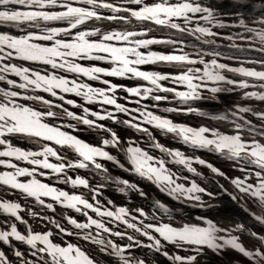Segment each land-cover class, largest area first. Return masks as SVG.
Returning <instances> with one entry per match:
<instances>
[{"label": "snow or ice", "instance_id": "6c2138e0", "mask_svg": "<svg viewBox=\"0 0 264 264\" xmlns=\"http://www.w3.org/2000/svg\"><path fill=\"white\" fill-rule=\"evenodd\" d=\"M230 7L222 11L214 0H0V168L5 169L0 171V264H158L157 256L167 264H210L209 253L223 259L229 251L237 254L234 264H264V227L254 231L245 222L204 214L196 216L199 223L163 222V216L177 218L174 209L207 211L212 201L227 196L264 226V0H231ZM134 21L143 27H112ZM162 29L168 31L149 36ZM219 41L248 55L222 53ZM152 45L166 50L141 51ZM143 65L156 69L142 70ZM237 93L219 114L194 106ZM248 101L260 105L242 103ZM161 102L173 106L161 108ZM158 112L195 114L224 127H192ZM153 129L188 151L162 143ZM78 133H94L97 142ZM112 150L123 154L127 165ZM197 152L215 155L236 174ZM102 161L179 204L170 208L154 199L162 216L116 205L104 197L110 185L145 199L148 193L114 176ZM194 165L210 170L216 190L198 182L207 184L208 178ZM81 169L87 174L73 176ZM58 185L87 192L70 193ZM42 197L79 217L53 218L26 207L27 198H34L55 211ZM28 217L46 221L45 227L36 230Z\"/></svg>", "mask_w": 264, "mask_h": 264}, {"label": "bare ground", "instance_id": "6f19581e", "mask_svg": "<svg viewBox=\"0 0 264 264\" xmlns=\"http://www.w3.org/2000/svg\"><path fill=\"white\" fill-rule=\"evenodd\" d=\"M214 2L221 6L222 11L232 10L230 7L231 0H214ZM53 24H55V22H50V26ZM82 27H84V26H82ZM112 27H116L117 30H125V29L140 30L143 27V25L139 24V22L134 21L133 24H131V25H123V26L112 25ZM149 27L158 28L159 26L149 25ZM3 30L7 31L8 29L5 28ZM104 30H107V29H104ZM12 31H13V34H16L15 29H12ZM167 31H168L167 29H162L161 31L150 32L149 36L151 37V36L155 35V36L159 37L162 33L167 32ZM19 34H23V33H19ZM228 43H229L228 41H219L218 44L220 46L217 50L221 51L222 53H225L227 55H234V56H238L241 58H244L246 55H248L247 53L237 51L236 49H233V48L226 47V45ZM204 47L209 48L212 46L205 45ZM148 50L165 51L166 49H164V47L161 45H152V46H150V49H141V51H143V52H146ZM209 59H210V57H209ZM15 62L16 63H24L26 65L28 63L25 61H15ZM221 62L231 63L232 66H234V67L240 66L239 61H224V60H222ZM83 63L95 64L97 66L108 67V65L102 64V62H98V61H87V62H83ZM248 66H251V65H248ZM141 68H142V70H155L156 66H154V65H143V66H141ZM71 75L72 74H70L69 77H71ZM228 75L231 76L232 74H228ZM12 78L18 79V77H12ZM80 78L84 79L85 82L92 84V86H94V87H101V85H99L95 81H88L87 78H85V77H80ZM108 78L111 79L114 83L132 84V85L143 84V85L147 86V83L144 81H139V80L128 81V80H123V79L116 78V77H108ZM235 78H239V77H235ZM162 83H166V82H162ZM0 86H2V85H0ZM181 90H183V89H181ZM249 90H254V89H249ZM45 95H47V94H45ZM121 95H123V94H121ZM161 95H165V94L161 93ZM230 95H231L230 97H229V95L222 96V98L219 102H217V101L194 102V106L199 107L200 111H202V112H207V113H211V114H219L222 111V109L225 107V104L228 103V105H230L234 101H236L239 97L238 93L237 94H230ZM68 98L75 99L78 103H83V100L80 97L68 95ZM242 103H248V104H251L252 106H259L260 105V102H258V101H248V102H242ZM166 106L170 107L173 105L165 104L164 102H161V105H160L161 108L166 107ZM67 107H69L70 110H73V111H77V112L80 111L78 109H71V106H67ZM89 107L96 108L98 106L90 105ZM157 114L166 115L169 118L173 119V121L176 123H187L192 127H199L202 125H210V126H215V127H220V128L224 127L223 122L210 121L208 119V117H200V116H197L195 114L180 115V114L162 113V112H158ZM57 123H59V121H57ZM71 123H76V122L72 121ZM81 127H84V126H81ZM68 131H71V130L68 129ZM124 131H127V130H124ZM153 131H154V134L157 135V138L162 143H164L170 147L181 148V150H184L186 152L188 151L187 149L184 148L183 145L175 143L170 138H165V137L161 136L157 130L153 129ZM129 134H131V133H129ZM78 135L80 136L81 139H84L90 143H96L97 142V138H96L94 133H78ZM17 143L23 147H35L34 145L29 144V143H25L24 141H18ZM112 154L117 155V158L120 159L122 163H125L127 165V161L124 159L123 154L116 153L115 150H112ZM196 155H199L202 158L207 159L210 163H213L214 165H216L218 167H222L223 170L228 171L230 174H236L230 167H228V164L226 162L220 160L218 157H216L213 154L206 153V152H197ZM17 163H20L21 166H28L26 164H23L22 162H17ZM102 163H104L105 166L111 170V172L114 176H121L123 178L129 179L130 181H132L134 183H137L141 188H143L145 190V192L148 193V198L145 199V198L140 197L139 194L136 192H128L127 194H125V193L119 192L116 189V187L106 188L104 190V197L112 199L116 205L125 206V207H128L130 209H134L137 207H143L145 209V211L148 212L149 214H151L153 211H157V214L162 216V214L159 213L157 209H155V205L153 203L154 199H158L161 202L167 203V205L170 208H171L172 204H179L178 201H172L170 197H167L165 194L161 193L151 183H149L147 181L140 180L138 177H135V176H129L127 173H124L122 170L115 167L111 162L102 161ZM194 166L197 167L198 170L203 172L204 176L208 178L207 184H204L203 181H198V182H200L202 184V186L208 187L209 190H216L215 182L212 179L213 174L210 172V170H208L207 168H203L199 165H194ZM2 170H5V169L0 168V171H2ZM77 174L86 175L87 173H86V170L81 169L78 172L73 173V176H75ZM185 174L187 175V173H185ZM20 179L26 180L29 178L21 177ZM39 179H41L43 182H49V181L45 180L44 177H39ZM96 179H100V178L96 177ZM217 179H219V178H217ZM221 183L226 184L227 182L221 180ZM58 186L60 188L64 189L65 191H69L70 193L71 192H76V193L87 192V190L83 189L82 186L75 188V189L71 188L68 185H58ZM110 186H112V185H110ZM42 199H44L47 203H52L55 211H52L51 209H47V208L42 207L41 205L36 203L34 198H27L28 202L26 204V207L31 208L33 211L38 212L40 215L52 216L53 218H56V216L59 215L60 213H71L74 217H79V215H80L78 213H75L71 209L62 208L60 205L56 204L55 201H52L50 197H42ZM205 199H207V197H205ZM212 203L214 204V207L211 209H208L207 211H204L201 209L185 208V207H180V208L174 209L173 215H174V217H177V218L170 221V220H168V218L166 216H163V222L172 223L173 226H182L184 223H199L196 220V216L200 215V214H204V215H207L211 219H214L217 221H223L225 223L245 222L247 224V226L254 231L260 230L262 227H264V226L257 224L255 221H253L246 213H244L227 196H219L216 200L212 201ZM234 209L236 210V214L238 215V217L232 215V214H235ZM92 215H94V214H92ZM28 219H29V222L32 223L33 227L36 230H39V229H42L45 227L46 221L41 222V221H39L38 218H37V220L32 221L31 217H28ZM47 226L49 227L51 225H47ZM201 226H203V225H201ZM20 227L23 228V226H20ZM69 227L71 228L70 225H69ZM120 227L123 228L124 225H120ZM242 239H245V238L242 236ZM236 258H237V254L232 252V251H229L228 253H226V255L224 256L223 259H221L220 257H216L214 254L209 253L207 261L210 262V264H234V261L236 260ZM156 259L158 261V264H167V261L163 257L157 256Z\"/></svg>", "mask_w": 264, "mask_h": 264}, {"label": "rangeland", "instance_id": "374dc122", "mask_svg": "<svg viewBox=\"0 0 264 264\" xmlns=\"http://www.w3.org/2000/svg\"><path fill=\"white\" fill-rule=\"evenodd\" d=\"M229 95V97L231 96L230 94H228ZM232 99V98H231ZM228 105V103L227 104H225V106H227ZM109 187H115L114 185H112V186H109ZM56 218H59V215H57L56 216Z\"/></svg>", "mask_w": 264, "mask_h": 264}]
</instances>
